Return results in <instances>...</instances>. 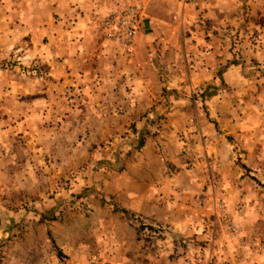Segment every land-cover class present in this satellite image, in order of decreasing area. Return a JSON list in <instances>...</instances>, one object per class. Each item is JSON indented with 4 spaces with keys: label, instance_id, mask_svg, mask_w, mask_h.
I'll return each mask as SVG.
<instances>
[{
    "label": "rangeland",
    "instance_id": "374dc122",
    "mask_svg": "<svg viewBox=\"0 0 264 264\" xmlns=\"http://www.w3.org/2000/svg\"><path fill=\"white\" fill-rule=\"evenodd\" d=\"M114 1L0 0V264H264V0Z\"/></svg>",
    "mask_w": 264,
    "mask_h": 264
},
{
    "label": "built area",
    "instance_id": "2783aa9c",
    "mask_svg": "<svg viewBox=\"0 0 264 264\" xmlns=\"http://www.w3.org/2000/svg\"><path fill=\"white\" fill-rule=\"evenodd\" d=\"M189 4L195 0H174ZM143 0H116L111 9L97 17L98 29L109 40L120 46L128 47L135 38L140 5Z\"/></svg>",
    "mask_w": 264,
    "mask_h": 264
},
{
    "label": "crops",
    "instance_id": "0c3cea01",
    "mask_svg": "<svg viewBox=\"0 0 264 264\" xmlns=\"http://www.w3.org/2000/svg\"><path fill=\"white\" fill-rule=\"evenodd\" d=\"M258 84H260V83H258ZM247 88H249V90H247ZM244 89H245L246 93L248 92V95H246V98L247 97L250 98L252 96V94L254 93V94H257V97H259L260 100L263 101L262 97H264V87H261V85H249V86H246V88H244ZM240 101H242V100L240 99ZM244 105L246 108H248V106H249V112H252V109L254 110V112H263L262 109L258 105H256V104L253 105V100L248 99V100L244 101ZM246 112H248V111L246 110ZM145 196L146 195H144L143 198ZM152 204L153 203L150 202L149 206H151ZM146 205H147V200H145L143 202V206H146Z\"/></svg>",
    "mask_w": 264,
    "mask_h": 264
}]
</instances>
